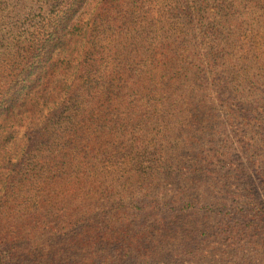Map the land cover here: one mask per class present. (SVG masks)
I'll return each instance as SVG.
<instances>
[{"label":"rangeland","instance_id":"obj_1","mask_svg":"<svg viewBox=\"0 0 264 264\" xmlns=\"http://www.w3.org/2000/svg\"><path fill=\"white\" fill-rule=\"evenodd\" d=\"M194 1L197 6L210 8L206 11V15L209 14L213 26L222 28L219 29V33L221 32L220 39L225 47L223 52L228 54L227 57L231 56L235 59L237 67H230L231 71L226 75L232 87L237 90L236 95L241 103L239 111L230 114L224 110L212 90L213 76L210 75V81L205 78L198 86H185L186 102H182L181 114L167 119L127 120L126 115L117 105L110 106L105 108L104 117L108 116V113H113V118L116 119L112 121V128L119 126V129H123L124 125H127L132 131L125 138L120 136V130L119 136L109 132L99 134L111 144L118 139L117 144L121 145L117 149L119 154L123 152L122 147L126 144L134 148L138 136L143 135L151 140V144H156L159 148L166 146L167 163L172 168L175 166L169 177L172 182L168 181L170 183L167 189L174 190L172 196L185 190L186 193L183 195L192 200L182 212L178 210L181 214L178 219L185 225L182 232L195 230L198 233L201 242L196 246L197 249L191 252L186 249V246L193 242L190 237L189 239L177 237L172 223L171 226L161 224L166 230L157 228L158 238L173 243L172 245L163 243L162 246L174 249L181 255L164 257L161 259L162 262L156 259L145 264H264V230L257 231L242 217L244 215L242 206H249L250 212L253 210L251 200L259 201L264 209V184L261 182V176L264 181V63H260L259 69L256 64L257 56L264 60V0ZM129 2L132 6L128 5ZM190 3L193 5V1ZM42 5H46L44 0H0V86L7 76L9 61L16 59L17 51H20L14 44L10 28L15 29L14 35L20 34V30L31 29L42 16L39 10ZM170 5H172L171 0H83L80 9L69 24L71 27L81 19V23L77 25L82 31H77V34L68 33L65 47H57L54 51L58 64L54 66L55 75L51 79L48 94L52 91L60 92L62 97L58 99L59 103L54 104L52 102L54 98L48 101L42 100L39 103L43 108L42 114L37 112V109L35 112H28L25 109L17 110L16 113L9 112L5 108L11 93L5 94L9 86H3V95L5 94L6 97L1 98L5 101L0 106V133L7 135L9 128L3 123H8L9 116L21 123V126H17L18 132L14 143L12 140L0 146V231L3 234L20 231L24 220L32 215V211L36 210L39 215L41 202L47 196H40L41 193L38 194L36 189L29 192L28 180L21 174L24 170L19 172L17 178L18 189L13 188L8 152L11 154V151H19L21 140L26 138L27 133H29L27 137L31 138L29 146L34 145L41 134L55 124L59 133H65L67 139L75 138L74 142L77 146L70 145L63 151L59 149L54 156L48 145L43 146V156L38 157V161L47 163L45 165L47 170L55 163L65 164L73 161L68 153L73 154L79 145L85 144L86 135L95 139L94 133L104 125V122L96 121L91 124V128L83 126L74 128L70 123L69 115L72 114V108H69L71 101L69 98L74 97L76 90L86 94L83 88L79 89V86L84 84V80L79 78L80 72H76L71 62L77 52L75 47L79 46L82 55L87 51V47L89 48L88 40L97 42L96 47L90 44V48L93 50V55L98 58L100 73H104V69L108 67L107 72L113 70L118 75L124 65L120 60L126 56L133 58L140 53L144 54L146 59L150 57V62L155 64L162 54L181 52L183 57L173 59L170 70L185 72L186 76H192L203 68L201 57L205 58L206 50H211L210 47L205 48L210 45V37L204 33L205 28L191 30L187 26L189 22L187 16L184 13L170 11ZM225 5L237 8L236 18L242 15L246 22V31L242 32L240 38L226 31V27L232 23L223 21L230 12L219 9ZM196 21L201 23L198 19ZM80 32L82 37L78 36ZM194 36L202 42L200 47L192 42ZM156 37L158 43L155 44L153 40ZM24 42L26 41L22 40L19 46L24 47ZM250 45L254 46V52L248 53ZM244 53H248L247 56L251 57V60H247V64L239 61V56ZM223 61L225 57L216 62L220 69ZM220 69L218 68V72ZM255 71L257 77L252 79L250 74ZM96 75L98 78L99 73L96 72ZM141 75L146 80V84L161 76L168 79L164 71H155L152 77L146 72ZM201 76L204 74L201 73ZM244 79L247 80L243 81ZM248 79H252L250 87L245 84ZM168 80L169 82L166 79L154 81V84L175 83L173 80ZM16 91L15 95L18 98L16 101H21L25 96L23 95L25 90L18 88ZM174 99L175 96L173 100L168 101L169 104ZM101 104L103 105L102 101ZM117 114L121 116L117 117ZM33 121L37 122L36 126ZM99 141L97 140L95 144ZM128 148L130 149V146ZM227 150H232L233 156L230 154L224 156ZM120 158L123 168L128 167L130 158ZM106 166L119 175V165L106 164ZM20 167L23 166H18V169ZM45 170L43 172L47 175ZM115 178L119 189H123L125 178L118 176ZM74 180L66 175L60 183L61 186H65ZM53 182L50 184L57 188ZM60 193L61 199H64L65 193L63 191ZM217 199L224 201L227 206H216ZM203 228L208 234L200 235L201 231H204ZM229 229L239 234L236 236V241L229 240V243L232 242L236 248L227 247L226 242L222 241L226 238L209 235L211 231L226 233ZM122 230L120 225L117 231L111 226L108 232L118 234ZM237 246H241L240 249H237ZM152 248L154 249L153 246ZM161 251L163 250L154 254Z\"/></svg>","mask_w":264,"mask_h":264},{"label":"trees","instance_id":"obj_2","mask_svg":"<svg viewBox=\"0 0 264 264\" xmlns=\"http://www.w3.org/2000/svg\"><path fill=\"white\" fill-rule=\"evenodd\" d=\"M44 2L46 5L40 6L39 9L42 16L31 29L20 30V34L15 35L14 28L9 30L14 44L20 50L17 51L16 59L9 61L7 76L0 86V106L5 101L1 98L6 97L7 92L11 93L10 101L8 99L5 108L9 112L16 113L20 109L35 112L37 109V112L42 114L43 108L39 105L42 100L48 101L54 98L52 102L58 104V99L62 97L58 91L48 94L51 79L55 75L54 66L58 64L54 51L57 47H65L68 33L77 34V31H82L77 25L81 23V19L71 27L69 24L80 9L83 0H51V2L44 0ZM171 2L169 10L184 13L189 20L187 26L191 30L205 28L204 33L210 37V45L205 48L210 47L211 50H206L205 58L201 57L203 68L192 76H186L185 72L170 70L171 61L183 57L181 52L158 54L161 56L155 64L150 62V57L146 59L145 55L140 53L133 58L126 56L120 60L121 57H119L124 65L118 75L113 70L107 72L108 67L104 69V73H100L98 58L93 55V50L90 48V44L96 47L97 42L88 40L89 48L87 47V51L82 55L78 49L79 46L75 47L78 53L76 52L74 57L72 54L71 62L76 72H80L79 78L84 80V84L80 85L79 89L83 88L86 94L76 90L74 97L69 98V101L71 99L69 108H72V114L69 115L70 123L74 125V128L77 126L91 128V124L96 121L104 122V125L94 133L95 139L86 135L85 144L79 145L73 154L68 153L73 161L65 164L64 162L55 163L47 170H45L47 163L38 161V157L43 156V146L48 145L54 156L59 149L63 151L65 147L76 145L75 138L67 139V135L60 134L55 124L41 134L34 145L29 146L31 138L27 137L29 134L27 133L26 138L21 140L20 150L11 151V154L8 152L13 188L18 189L17 178L20 175L19 172L24 170L21 174L28 180L29 192L36 189L38 194H42L40 196H47L41 202L39 215L36 210L32 211V215L24 220L20 231L5 234L0 231V264H145L164 257L179 256L181 254L174 249L162 246L163 243L168 242L158 238L156 233L157 228L166 230L162 225L171 226V223L175 227L174 234L177 237H186V239L190 237L193 242L187 245L186 249L189 252L197 249L196 246L201 242L198 233L195 230L182 232L185 225L178 219L181 217L179 211L182 212L187 208L192 200L183 195L186 193L185 190L172 196L174 190L167 189V185L172 182L169 177L171 171L175 170V166L172 168L167 163L166 146L159 148L156 144H151V140L143 135L138 136L134 148L126 144L122 147L123 152L119 154L117 149L121 145L117 144L118 139L111 144L99 134L109 132L119 136L120 130V136L125 138L132 131L131 127L127 128V125H124L123 129H119V126L113 129L112 121L116 118H113V113H108V116L104 117L105 108L117 105L118 109L126 115L127 120L167 119L183 112L181 108L182 102H186V85L198 86L199 82L205 78L210 81L211 76H213L212 90L224 110L230 114L239 111L241 103L236 95L237 90L232 87L226 75L230 73V67H237L236 62L234 58L227 57L228 54L223 52L225 47L220 39L221 32L219 33V29L222 28L213 26L209 14L206 15V11L210 8L203 5L197 6L194 0H171ZM128 5L132 6V3L129 2ZM219 9L230 11L223 19L224 22L232 23L226 27V31L240 38L242 32L246 31V22L242 15L236 18L238 9L227 5ZM78 36L82 37L81 32ZM22 40L26 41L24 47L19 46ZM192 40L200 47L202 42L196 37ZM153 43H158L157 37L154 38ZM157 48L159 49V46ZM249 52H254L253 45L249 46ZM98 53H100L99 50ZM248 53L239 56V61L247 64V60H251V57L247 56ZM224 57L225 61L220 69L216 62ZM260 63H264V60L257 56L258 69ZM155 71H164L165 76L176 84H154V81L164 79L169 82L163 76L146 84L141 74L146 72L152 77ZM96 72L99 73L98 78ZM201 73L204 76H201ZM250 75L252 79L257 77L256 71ZM252 79L245 82L247 87H250ZM245 80L247 79L243 81ZM5 85L9 87L3 95ZM18 88L25 90L23 94L25 96L21 101H16L18 98L15 93ZM173 96L175 99L169 104L168 101L173 100ZM118 116L121 115L117 114ZM14 119L9 116L8 123H3L9 131L6 136L0 133V146L12 140L14 143L18 132L17 126H21V123ZM33 124L36 126L37 122L33 121ZM97 140L100 141L95 144ZM231 151H225L224 156L228 154L233 156ZM120 157L130 158L128 167L123 168ZM106 164L119 165V175L122 174V176L107 168ZM20 165L23 167L18 169ZM43 170L47 171V175ZM66 175L75 180L61 186L60 182ZM115 176L125 178L123 189H119ZM53 181L57 188L50 184ZM261 182L264 184L262 176ZM60 191L65 193L64 199H61ZM215 204L218 207L227 206L224 201L218 199L215 200ZM251 205L254 207L251 212L249 206H242L244 213L242 217L257 231L264 230L263 206L257 200H251ZM119 225L123 228L122 232L118 234L108 232L111 226L114 231H117ZM203 230L200 235H206V230L204 228ZM209 235L226 238L222 239L226 242V246L236 248L232 242L229 243V240L236 241V236L239 234L229 229L226 233L211 231ZM185 242L186 240L183 243ZM240 247L237 246V249ZM159 250L163 251L154 254Z\"/></svg>","mask_w":264,"mask_h":264}]
</instances>
